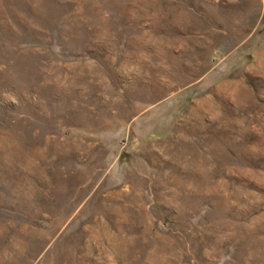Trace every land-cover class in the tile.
I'll use <instances>...</instances> for the list:
<instances>
[{
    "label": "rangeland",
    "instance_id": "rangeland-1",
    "mask_svg": "<svg viewBox=\"0 0 264 264\" xmlns=\"http://www.w3.org/2000/svg\"><path fill=\"white\" fill-rule=\"evenodd\" d=\"M0 264H264V0H0Z\"/></svg>",
    "mask_w": 264,
    "mask_h": 264
},
{
    "label": "bare ground",
    "instance_id": "bare-ground-1",
    "mask_svg": "<svg viewBox=\"0 0 264 264\" xmlns=\"http://www.w3.org/2000/svg\"><path fill=\"white\" fill-rule=\"evenodd\" d=\"M231 83V82H230ZM226 85V83H224V84H222V85H220L219 87H218V89H221V88H223L224 86ZM201 102H198L197 104H195V107L193 108L194 109V111L196 110V108L198 107V105L200 104ZM192 109V110H193Z\"/></svg>",
    "mask_w": 264,
    "mask_h": 264
}]
</instances>
